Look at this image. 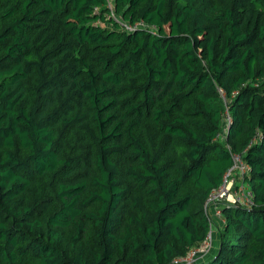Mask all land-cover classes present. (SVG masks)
Instances as JSON below:
<instances>
[{"label": "trees", "instance_id": "1", "mask_svg": "<svg viewBox=\"0 0 264 264\" xmlns=\"http://www.w3.org/2000/svg\"><path fill=\"white\" fill-rule=\"evenodd\" d=\"M234 154L195 264H264V0H0V264H173Z\"/></svg>", "mask_w": 264, "mask_h": 264}, {"label": "built area", "instance_id": "2", "mask_svg": "<svg viewBox=\"0 0 264 264\" xmlns=\"http://www.w3.org/2000/svg\"><path fill=\"white\" fill-rule=\"evenodd\" d=\"M109 6H111L110 3ZM125 25L128 29H133L134 27L141 25L148 27V24H145L144 22H138L134 26L126 23ZM226 114L222 134L226 133V128L230 120L229 114L227 112ZM233 160V165L228 168L227 172L224 174L222 183L218 187L212 189L206 198V214L209 216V219H211V229L208 232L207 237L197 248L191 249L186 256L175 259L173 264H195L199 259H203L211 253L214 240L213 218L220 215L222 204L231 203L243 206L253 205L252 193L248 189L247 183L243 181V174L250 168V166L243 162L242 155L234 154Z\"/></svg>", "mask_w": 264, "mask_h": 264}, {"label": "rangeland", "instance_id": "3", "mask_svg": "<svg viewBox=\"0 0 264 264\" xmlns=\"http://www.w3.org/2000/svg\"><path fill=\"white\" fill-rule=\"evenodd\" d=\"M110 5H111V3H110ZM116 18L119 19V20H121L119 16H116ZM216 218H217V220H218V221H217V222H218V225H219V226H222V225L224 224V220H223V218L220 217V216H217ZM213 227H214V230H213V232H214V239H216V238H217V233H216V231H217V227H216L215 225H213ZM214 246H215V245H214ZM214 246H212L211 254H212V252L215 251L216 246H215V247H214ZM206 257H207V256H205V257L203 258V260H205Z\"/></svg>", "mask_w": 264, "mask_h": 264}, {"label": "crops", "instance_id": "4", "mask_svg": "<svg viewBox=\"0 0 264 264\" xmlns=\"http://www.w3.org/2000/svg\"><path fill=\"white\" fill-rule=\"evenodd\" d=\"M215 247V246H214Z\"/></svg>", "mask_w": 264, "mask_h": 264}]
</instances>
